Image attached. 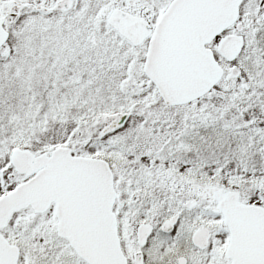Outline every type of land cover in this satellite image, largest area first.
<instances>
[{"label":"snow or ice","instance_id":"6c2138e0","mask_svg":"<svg viewBox=\"0 0 264 264\" xmlns=\"http://www.w3.org/2000/svg\"><path fill=\"white\" fill-rule=\"evenodd\" d=\"M0 264H264V0H0Z\"/></svg>","mask_w":264,"mask_h":264}]
</instances>
